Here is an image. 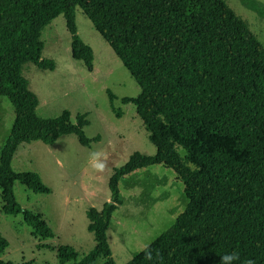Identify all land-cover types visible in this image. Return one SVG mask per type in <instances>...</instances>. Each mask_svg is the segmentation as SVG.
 <instances>
[{
  "label": "trees",
  "instance_id": "obj_1",
  "mask_svg": "<svg viewBox=\"0 0 264 264\" xmlns=\"http://www.w3.org/2000/svg\"><path fill=\"white\" fill-rule=\"evenodd\" d=\"M240 2L264 19L256 0ZM76 8L138 85V94L122 102L134 105L155 153L135 152L114 170L109 200L86 211L94 248L77 260L73 247L60 245L58 263L115 264L107 230L122 203L118 182L161 165L182 183L187 203L151 241L152 261L139 251L125 264H221L230 251L239 253L237 264H264V46L224 0H0V97L14 109L0 148L2 213L21 215L41 240L53 238L41 216L19 205L13 185L39 194L50 188L35 172H14L12 158L22 143L52 145L69 134L84 147L100 141L85 135L86 114L75 122L66 110L39 117L38 99L21 73L26 63L54 69L41 57L40 35L59 15L71 57L92 71L94 53L78 34ZM8 244L0 234V264H13L1 259Z\"/></svg>",
  "mask_w": 264,
  "mask_h": 264
},
{
  "label": "rangeland",
  "instance_id": "obj_2",
  "mask_svg": "<svg viewBox=\"0 0 264 264\" xmlns=\"http://www.w3.org/2000/svg\"><path fill=\"white\" fill-rule=\"evenodd\" d=\"M224 1L246 21L264 46V19L240 0ZM256 1L264 6V0ZM75 21L80 38L94 53L91 72L71 57L70 34L59 15L40 35L41 57L52 60L54 69H39L26 63L21 73L38 99L39 117H56L66 110L75 122L76 115L86 114L85 135L88 138L99 135L100 141L84 147L74 134H69L52 145L40 141L19 145L11 162L13 171L37 173L51 192L34 193L16 181L14 197L22 208L41 216L54 237L41 240L33 235L21 215L3 214L0 198V234L9 243L1 259L13 264H59L56 249L60 245L73 247L77 260L91 251L95 242L87 230L86 211L91 207L99 210L109 200V178L133 153H155L134 105L122 102L123 98L138 94V85L79 8ZM13 119L12 105L0 97V148ZM118 189L122 203L112 215L107 240L115 264H125L146 242L153 241L173 224L187 199L175 173L161 165L137 169L124 176Z\"/></svg>",
  "mask_w": 264,
  "mask_h": 264
},
{
  "label": "clouds",
  "instance_id": "obj_3",
  "mask_svg": "<svg viewBox=\"0 0 264 264\" xmlns=\"http://www.w3.org/2000/svg\"><path fill=\"white\" fill-rule=\"evenodd\" d=\"M151 242L148 241L144 244V247L141 249L143 252L146 260L152 261L153 260V251L150 246ZM239 253L236 251H230L227 254L221 256V264H237L239 261ZM248 264H254L253 261L249 260Z\"/></svg>",
  "mask_w": 264,
  "mask_h": 264
}]
</instances>
